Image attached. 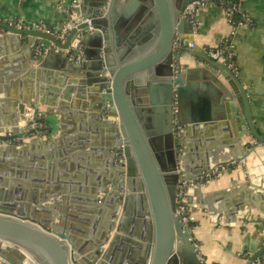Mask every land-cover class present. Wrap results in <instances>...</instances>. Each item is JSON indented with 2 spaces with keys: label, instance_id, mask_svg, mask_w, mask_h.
Wrapping results in <instances>:
<instances>
[{
  "label": "water",
  "instance_id": "water-1",
  "mask_svg": "<svg viewBox=\"0 0 264 264\" xmlns=\"http://www.w3.org/2000/svg\"><path fill=\"white\" fill-rule=\"evenodd\" d=\"M192 1L128 0L122 4V0H98L93 9L104 5L106 9L102 16L90 20L92 31L80 22L63 42L38 28H18L0 20V28L19 45L22 38L31 37L65 49L79 30L84 31V59L78 64L65 59L74 63V69L84 71L85 77L79 79L77 88L68 87L62 96L67 99L72 93L73 103L80 98L93 101L87 117L99 116L98 124L117 122L105 133L102 151L104 165L114 167L104 169L103 179L110 189L106 192L102 187L92 188L87 206L68 203L67 188L50 183L46 189L6 184L0 176V241L11 244V248L0 245V264H27L26 254L37 264H211L196 252L191 231L176 212V186L181 182L191 186L188 180L218 162L251 155L257 145H264V135L253 123L247 93L236 75L211 59L205 50L188 47L193 38V18L184 13V8ZM89 11L82 15L90 17ZM185 55L218 68L226 78L228 87L220 84L218 114L211 119L230 122L234 153L216 151L208 157L209 154L192 156L187 152L184 93L194 86L188 80L192 79L189 73L195 71L181 69ZM43 57L37 58V68L44 66ZM32 97L20 93L0 102L4 104L0 109V172L5 174L22 168L12 157L16 143L7 141L17 139L22 144L23 138L32 136L26 131L30 121L24 117L25 105ZM143 97L148 98L149 105L141 104ZM64 104L61 101L59 107ZM9 106L13 111H8ZM196 120L205 119L192 118ZM20 122L23 126H17ZM10 128L13 131L7 133ZM244 136L253 141H242ZM34 137L39 138V134ZM189 164L195 168L192 170ZM258 181L262 193L234 199L231 206L224 208L219 204L218 213L229 220L237 215L243 218L256 197L264 199V179ZM100 191L104 203L94 207ZM187 200L191 201V197ZM139 201H143V209ZM253 220L264 226V219ZM77 222H85L88 228ZM263 253L264 241L244 264Z\"/></svg>",
  "mask_w": 264,
  "mask_h": 264
},
{
  "label": "crops",
  "instance_id": "crops-1",
  "mask_svg": "<svg viewBox=\"0 0 264 264\" xmlns=\"http://www.w3.org/2000/svg\"><path fill=\"white\" fill-rule=\"evenodd\" d=\"M74 1L79 2L77 7L72 5ZM126 1L122 0V4ZM97 2L0 0V20L14 17L26 22L39 20L55 26L65 19V7L83 13L93 9ZM242 9L250 16L253 25L238 27L233 36L238 67L236 77L247 93L253 123L257 131L264 135V0H242ZM195 18L197 28L192 41L193 49L197 51L216 45L230 33V25L223 10L214 3L207 4ZM34 41L44 47L42 54L34 53L31 45ZM48 45L45 39L31 37L22 38L19 45L0 28V102L16 94H32L30 104H26L24 110L31 106L39 111L43 122L39 138L32 135L23 138L22 144L18 140L15 142V154L12 157L22 168H14L11 174L0 172V176L6 184L46 189L50 183L56 188H67L70 191L66 195L68 203L87 206V196L92 195V188L102 187L106 192L110 189V184L103 179L104 169L108 165H104L106 157L102 151L105 133L114 125L117 126V122L109 120L105 124H98L99 116L94 119L87 117L93 101L80 98L73 103L72 93L67 99L62 96L68 87H78L79 79L85 77L84 71L74 69V63L65 59L64 53ZM50 49L54 51L48 52ZM42 55L45 64L37 68L36 60ZM180 63L182 70L187 68L195 71L189 73L192 79L188 80L194 86L184 93L183 118L187 123L183 134L187 152L192 156L197 153L203 156L209 154L208 157L216 151L234 153L231 147L234 131L230 122L226 124L211 119L218 114L220 84L227 85L226 78L218 68L197 57L185 55ZM35 96L38 97L36 103ZM142 99L141 104L149 105L147 97ZM61 101L66 103L63 108L59 107ZM3 105L0 103V109ZM12 108L9 106L8 111ZM68 112L69 116L66 115ZM194 117L205 120L192 121ZM17 126H23V122ZM241 139L244 142L253 141L249 136ZM74 142L77 144L74 145ZM244 159L242 165L230 167L203 183L187 188V197H191V201H188V214L192 218L189 222L192 225L190 237L196 252L206 263L244 264L246 257L264 241L263 224L253 220L257 217L264 219V213L261 212L264 199L256 197L254 206L249 204V211L245 212L243 218L237 215L229 220L230 217L225 218L218 213L219 204L224 208L231 206L234 199L241 200L247 198V194L256 192L258 195L263 192L258 187V180L264 179V145H257L256 151ZM189 167L192 170L195 168L193 164H189ZM108 168L114 167L110 164ZM108 178L111 177L108 175ZM71 195H75L74 198ZM101 195L100 191L94 207L104 203ZM38 197L41 198L40 192ZM70 199L74 201L70 202ZM77 223L88 228L85 222ZM131 229L128 228V231ZM140 232L144 234L142 230ZM113 233L114 228L110 236ZM126 236L133 235L127 233Z\"/></svg>",
  "mask_w": 264,
  "mask_h": 264
},
{
  "label": "built area",
  "instance_id": "built-area-1",
  "mask_svg": "<svg viewBox=\"0 0 264 264\" xmlns=\"http://www.w3.org/2000/svg\"><path fill=\"white\" fill-rule=\"evenodd\" d=\"M214 3L218 7H220L226 19L230 25V33L226 37H223L216 45L212 47L203 48L206 51L207 55L218 62L223 63L234 75L237 74L238 67L235 61V45L233 42V36L236 35L237 28L240 26H252L253 21L250 16L242 9V0H194L188 3L184 8V13L190 15L193 18V35L196 32L197 22L196 16L198 15L199 11L204 8L207 4ZM74 7L79 5L78 1H74L72 3ZM106 6H102L99 9H91L89 11L90 17H84L82 13L72 11L71 7L64 8V15L65 19L59 24L55 26H49L43 21H23L21 19H17L11 17L6 19V21L18 28H38L40 30L46 31L55 35L61 42L66 39L67 34L69 31L76 27V25L80 22H85L87 24V31H92V27L90 26V20L94 17L102 16ZM84 31L79 30L73 40L70 42L69 46L65 49H60L54 46L51 42H49V47H53L54 49H58V51L65 54L68 59L73 60L75 63L80 62L84 59L83 55V39ZM39 39V38H37ZM34 53L36 55L42 54L44 47L34 41L32 44ZM47 46V47H48ZM188 47L193 48L194 43L193 41L188 42ZM76 52V55L75 53ZM24 116L30 121L28 128L26 131L28 135H35L40 134L43 131V122L41 113L31 106L26 107L24 110ZM19 128L16 127L15 131H18ZM13 130L10 128L8 129L7 133L12 132ZM17 139L9 140L7 143H14ZM244 162V158L239 159H230L218 162L212 165L209 170L202 172V174L194 179L188 180L189 185L193 184H200L203 183L212 177L220 174L224 170L238 166ZM187 185L185 182H181L176 186V193H175V200H176V212L181 215V220L184 222L188 230L191 231L192 225L189 223L192 219L191 216L188 214V200H187ZM250 264H264L262 260L257 257L254 259Z\"/></svg>",
  "mask_w": 264,
  "mask_h": 264
},
{
  "label": "bare ground",
  "instance_id": "bare-ground-1",
  "mask_svg": "<svg viewBox=\"0 0 264 264\" xmlns=\"http://www.w3.org/2000/svg\"><path fill=\"white\" fill-rule=\"evenodd\" d=\"M118 209V208H117ZM0 245H1V247H10L11 248V244H9V243H5V242H3L2 240L0 241ZM22 253H23V251H22ZM26 254V253H25ZM24 254V255H25ZM26 260H28V259H31L32 261H33V264H35V261L32 259V257H29V255H27L26 254ZM29 264V263H28Z\"/></svg>",
  "mask_w": 264,
  "mask_h": 264
},
{
  "label": "rangeland",
  "instance_id": "rangeland-1",
  "mask_svg": "<svg viewBox=\"0 0 264 264\" xmlns=\"http://www.w3.org/2000/svg\"><path fill=\"white\" fill-rule=\"evenodd\" d=\"M245 160V159H244ZM240 165H242V164H240ZM79 236V235H78ZM81 237V236H80ZM30 257V256H29ZM27 264L28 263H30V264H33V261L31 260V259H28V261L26 262ZM35 264H37V263H35Z\"/></svg>",
  "mask_w": 264,
  "mask_h": 264
},
{
  "label": "trees",
  "instance_id": "trees-1",
  "mask_svg": "<svg viewBox=\"0 0 264 264\" xmlns=\"http://www.w3.org/2000/svg\"><path fill=\"white\" fill-rule=\"evenodd\" d=\"M2 31L4 32V30L2 29ZM260 260H262L264 262V253L259 257Z\"/></svg>",
  "mask_w": 264,
  "mask_h": 264
},
{
  "label": "flooded vegetation",
  "instance_id": "flooded-vegetation-1",
  "mask_svg": "<svg viewBox=\"0 0 264 264\" xmlns=\"http://www.w3.org/2000/svg\"><path fill=\"white\" fill-rule=\"evenodd\" d=\"M114 199H115V198H114ZM142 202H143V201H142ZM142 202L139 201V204H141V206H139L140 209H143V208H142ZM29 264H30V263H29Z\"/></svg>",
  "mask_w": 264,
  "mask_h": 264
}]
</instances>
